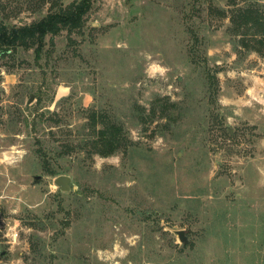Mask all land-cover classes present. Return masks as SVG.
Instances as JSON below:
<instances>
[{
    "label": "rangeland",
    "instance_id": "374dc122",
    "mask_svg": "<svg viewBox=\"0 0 264 264\" xmlns=\"http://www.w3.org/2000/svg\"><path fill=\"white\" fill-rule=\"evenodd\" d=\"M80 1L0 0V22ZM246 8L264 18V0H92L39 61L0 50V264H264V47ZM92 112L124 126L126 152L89 151Z\"/></svg>",
    "mask_w": 264,
    "mask_h": 264
},
{
    "label": "trees",
    "instance_id": "16d2710c",
    "mask_svg": "<svg viewBox=\"0 0 264 264\" xmlns=\"http://www.w3.org/2000/svg\"><path fill=\"white\" fill-rule=\"evenodd\" d=\"M92 6V0H81L72 2L67 6H61L56 11H51L40 20L22 26L8 27L4 22H0V50L15 49L24 47L30 49L35 47L36 58L39 61L42 57L44 47L46 46V37L48 35H59L63 30L70 33L83 28L86 22V15ZM242 22L245 26L250 24L259 25L261 37H254L253 50L259 51V46L264 47V18L253 8H246L241 11ZM259 45V46H258ZM196 62H198L196 60ZM210 86L215 85L214 76L208 73ZM175 102L162 103L161 99H156L151 112L157 110L168 114L172 108L176 107ZM89 124L91 133L88 135L85 144L89 146V151L102 157L115 154L118 151L126 152L130 148V141L124 132V126L114 121L108 115L92 112ZM101 125V126H99Z\"/></svg>",
    "mask_w": 264,
    "mask_h": 264
},
{
    "label": "water",
    "instance_id": "95a60500",
    "mask_svg": "<svg viewBox=\"0 0 264 264\" xmlns=\"http://www.w3.org/2000/svg\"><path fill=\"white\" fill-rule=\"evenodd\" d=\"M33 99H34V95H31L30 99H29V103H31ZM55 181L61 190L70 191V190H72V188H74V189L76 188L75 186L72 185V178L68 175H60L56 178ZM177 234L179 236V239L182 242L187 241V237L185 236L183 230L177 231Z\"/></svg>",
    "mask_w": 264,
    "mask_h": 264
}]
</instances>
